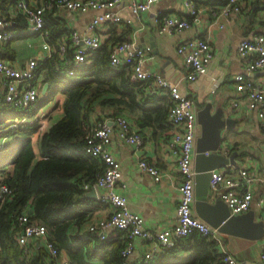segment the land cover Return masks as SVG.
Here are the masks:
<instances>
[{"label":"built area","instance_id":"1","mask_svg":"<svg viewBox=\"0 0 264 264\" xmlns=\"http://www.w3.org/2000/svg\"><path fill=\"white\" fill-rule=\"evenodd\" d=\"M120 0H39L35 4H29L25 0H15V3L8 8L9 16H23L25 30L35 33L41 37L42 46L47 52L50 45L47 42V31L43 28L44 12L54 8H63L70 11L83 12L88 9L101 10L94 15L87 25L92 30L100 23H119L122 21L120 15L114 9L115 4ZM160 0H131L129 7L132 13L138 16L142 11ZM245 0H226L219 8V14L228 15L232 12H239ZM188 12L195 13L191 0H184ZM157 22L160 31L174 32L181 31L190 26L186 17L163 14L156 12ZM6 18V17H5ZM0 16V42H6L13 38L17 32L10 27L9 20ZM129 23L130 19H125ZM78 33L70 31V47L74 46L70 59L64 60V72L67 76L76 78L77 67L81 66L96 49L100 43L97 34ZM67 49L65 40L61 41L60 53L63 55ZM148 46H141L135 40L124 39L115 43L109 51V61L113 65L129 64L135 77L139 80H150L152 85L167 91L172 100L169 111V120L174 130L166 139V145L171 150L177 161V169L180 174V181L177 185L179 192L174 222L158 231L145 228L143 218L136 212L131 211L127 205V198L123 192L124 184L120 189L115 184L120 178V163L115 158L110 143L112 134L115 133L119 139L139 148L143 143L140 129L135 122L126 114L120 113L110 115L97 120L92 124L84 135L83 149L85 152L99 157L103 161V170L98 173L91 183H83V188H107L106 194L100 199L111 206V212L96 223L89 226V229L100 237H104L105 228L113 227L124 231L123 246L121 255L127 257L134 248V237L142 238L146 244L143 256L135 264L146 263L154 258L164 248L175 243L179 237L186 235L192 230L215 240L222 253L223 261L226 264H237L234 257L224 250L220 232L217 228L197 217L193 213L194 202V175L192 159L195 154V136L198 129L196 119L197 104L195 99L187 94H181L175 85L166 78L159 76L156 72L144 67ZM176 52L181 55L185 67L183 80L190 82L198 75L204 73L212 58V49L209 42L201 37H187L176 45ZM238 55L244 59L245 70L252 72L264 68V34L256 33L249 37H243L237 45ZM39 57L32 56L24 66L16 67L5 59H0V78L4 84L5 91L0 97V109L7 108H30L34 112L20 118H8L0 122V146L8 139L6 131L17 127L22 123H36V129L40 127L38 105L36 101L40 96V86L35 80V69ZM237 88L242 96L230 101L232 109H238L240 100H244L245 107L253 110L260 118H264V82L254 83L244 74L235 75ZM217 152L230 156L231 150L219 147ZM205 150L204 154H208ZM233 172L222 171L219 168L210 170L208 186L211 190L218 189V197L226 204L230 214H238L247 211L252 204L253 190L251 187L254 177L244 167H236L235 163H227ZM138 166L149 173L154 180L159 179V172L155 166L143 158L138 159ZM11 193V188L0 181V202ZM257 205L264 206V194L257 198ZM20 230L16 231L15 237L18 243L29 251L26 244L31 239H38L37 247H43L51 264H71V260L65 252L53 244L47 237V229L44 223L27 219L24 213L18 217ZM264 245V231L261 235ZM264 259V252L261 254Z\"/></svg>","mask_w":264,"mask_h":264},{"label":"crops","instance_id":"2","mask_svg":"<svg viewBox=\"0 0 264 264\" xmlns=\"http://www.w3.org/2000/svg\"><path fill=\"white\" fill-rule=\"evenodd\" d=\"M25 1L29 4H35L39 0ZM130 2L131 0H120L115 4L114 9L122 21L119 23H100L92 32L87 29V25L92 17L100 13L101 10L88 9L79 12L54 8L49 10V13L60 18L69 32L75 30L80 34L90 32L97 34L101 43L111 37H119L121 40L132 39L141 46H148L149 50L144 61L145 68L166 78L176 86L181 94H187L194 98L197 110L203 107L205 103L210 102V115H217L223 120L219 147L231 150V154L235 152L236 167L246 168L248 173L254 177L251 184L253 190L252 204L248 210L253 211L255 221L262 220L264 223V206H259L256 202L257 198L264 194V118H260L255 111L247 109L243 99L240 100L241 104L238 109L230 107L232 99L242 96L237 88L235 75L244 74L254 83L264 82V68L247 72L244 59L237 53V45L243 37H249L256 33L264 34V0H245L241 11L232 12L226 16L219 14L221 4H214L212 3L213 0H191L195 9L194 14L188 12L184 0H160L153 3L149 9L142 11L138 16L132 13L129 7ZM158 11L163 14L186 17L190 21V26L181 31L162 32L157 22L156 12ZM1 17L5 18V16ZM15 17L8 16L9 19L7 20L17 34L6 42H0L1 49L6 45L8 46L11 51L9 52L10 56H0V59H5L12 65L21 67L32 56H38L41 59L48 55V52L43 48V40L39 35L29 33L25 28L18 30L15 27ZM127 18L130 19L129 23L124 21ZM28 35L35 38L25 40L24 37ZM194 36L204 38L209 42L212 58L204 73L198 75L194 80L186 82L183 80L186 70L181 55L176 52V45L185 38ZM35 76V80L40 86L41 95L43 94L41 88L44 81L42 76H38L37 73ZM4 91L5 87L0 78V97ZM64 96L63 92H56L36 112L39 116L40 127L28 135L35 159L42 157L39 145L41 135L63 115L62 102ZM2 110L0 109V118L7 115V112ZM110 114V108L101 109L96 106L91 113V118L92 121H95L97 116L102 119L110 116ZM124 114L128 115L127 113ZM128 116L135 122L132 116ZM5 119L7 117L3 120ZM135 124L138 127L136 122ZM173 130V125L164 128V134L161 133L158 138L151 136V129L140 130L143 143L137 149L119 139L115 133L112 134L110 143V149L120 163V178L116 182L115 188L120 189L121 184L125 185L123 192L127 198L128 208L143 218L145 228L153 231L171 225L176 216L179 197L177 185L180 181V174L177 169L176 158L166 145V136L171 134ZM199 133L200 124L198 123L195 139ZM139 158L145 159L156 167L160 176L158 180H154L149 173L138 166ZM11 168L9 167L8 170ZM231 168L235 167H230V165L219 167L222 171L233 172ZM88 189L83 188L81 196L91 208L87 216L88 219L81 226L83 231H86L87 226L96 223L111 212L109 203L100 199L102 195L106 194L107 188H94L95 198L84 196ZM218 198V189L211 190L208 186V202L214 203ZM192 210L199 217L194 208V202ZM70 227H74V225ZM83 231L80 234H83ZM93 233L96 232L93 231ZM104 234L105 237L122 240V242L125 237L124 231L113 227H106ZM220 237L224 250L234 257L237 264H264V259L261 258V254L264 252L261 237L249 239L222 232H220ZM84 238H88V236L86 235ZM133 242V251L123 263L135 264L144 254L145 241L140 237H134ZM38 243V239H31L27 242L26 248L29 252L34 253L38 248ZM59 250L66 253L63 249ZM66 255L68 256L67 253ZM71 264H73L72 260Z\"/></svg>","mask_w":264,"mask_h":264},{"label":"trees","instance_id":"3","mask_svg":"<svg viewBox=\"0 0 264 264\" xmlns=\"http://www.w3.org/2000/svg\"><path fill=\"white\" fill-rule=\"evenodd\" d=\"M225 2L213 0L212 3ZM14 3L15 0H0V16L9 19L7 11ZM43 18L50 51L38 60L35 72L48 86L36 103L40 107L56 92H63V115L41 135L39 159L34 158L28 137L36 130L35 122L6 131L8 139L0 146V181L11 188V193L0 202V264H51L43 247L31 253L18 243L15 234L21 228L17 220L21 213L29 220L44 223L48 239L65 250L73 264H123L122 240L100 237L89 226L86 231L81 229L91 211L89 203L81 198L82 185L94 181L103 170V161L84 151V135L101 119L91 118L92 111L99 106L110 108V115L127 113L140 130L151 129V136L158 138L164 134V128L173 125L169 120L172 100L167 91L152 85L150 80L137 79L129 64L110 63L109 51L121 41L119 37H111L92 50L88 59L77 67L76 78L67 76L64 60L70 59L74 50V46L70 47V32L49 11L44 12ZM14 21L18 30L25 28L23 16H16ZM63 39L67 49L62 55ZM9 52L7 45L2 49L0 46L1 57L10 56ZM2 111L7 115L0 121L34 112L30 108ZM9 167L12 168L8 170ZM86 235L88 238H84ZM222 258L215 240L192 230L141 264H226Z\"/></svg>","mask_w":264,"mask_h":264},{"label":"water","instance_id":"4","mask_svg":"<svg viewBox=\"0 0 264 264\" xmlns=\"http://www.w3.org/2000/svg\"><path fill=\"white\" fill-rule=\"evenodd\" d=\"M47 86V82H44L41 88L42 93L46 91ZM210 105L211 103L207 102L196 112V119L200 124V133L195 139V154L193 157L195 170L194 208L200 218L217 228L219 232L249 239H259L264 231V223L262 220L255 221L253 219L252 210L230 214L228 207L220 198L214 203L207 200L210 170L224 166L227 163H235L234 157L236 155L233 152L226 157L217 152L220 146V129L223 120L217 115H210ZM205 150H209V153L204 154ZM84 196L95 198L94 187H90L84 193ZM28 211L31 212V209Z\"/></svg>","mask_w":264,"mask_h":264},{"label":"rangeland","instance_id":"5","mask_svg":"<svg viewBox=\"0 0 264 264\" xmlns=\"http://www.w3.org/2000/svg\"><path fill=\"white\" fill-rule=\"evenodd\" d=\"M33 38H35V37H34V36H29V35L24 37L25 40H26V39L31 40V39H33Z\"/></svg>","mask_w":264,"mask_h":264}]
</instances>
